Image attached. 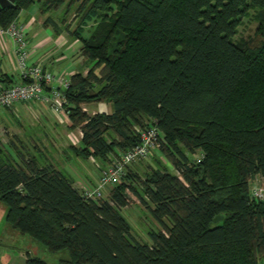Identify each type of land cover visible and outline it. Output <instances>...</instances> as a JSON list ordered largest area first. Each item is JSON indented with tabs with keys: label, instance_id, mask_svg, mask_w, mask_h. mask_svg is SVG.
<instances>
[{
	"label": "trees",
	"instance_id": "trees-1",
	"mask_svg": "<svg viewBox=\"0 0 264 264\" xmlns=\"http://www.w3.org/2000/svg\"><path fill=\"white\" fill-rule=\"evenodd\" d=\"M34 5L51 14L44 26L55 36L81 42L91 64L64 92L69 130L82 134L69 150L107 167L150 126L162 145L142 173L128 167L106 198L91 200L22 140L0 138L10 228L65 251V264H259L264 201L249 193L264 178V0H16L0 11V29ZM247 17L258 23L255 41L235 39ZM90 104L112 112L88 115ZM129 193L160 226L149 243L121 215ZM27 264L46 263L28 256Z\"/></svg>",
	"mask_w": 264,
	"mask_h": 264
},
{
	"label": "rangeland",
	"instance_id": "rangeland-1",
	"mask_svg": "<svg viewBox=\"0 0 264 264\" xmlns=\"http://www.w3.org/2000/svg\"><path fill=\"white\" fill-rule=\"evenodd\" d=\"M32 10L38 11V6L34 5L27 11ZM40 16L42 21H44L46 17L51 16V14H48L47 16H42L39 14L38 17ZM59 16L60 15L52 17L57 20ZM69 21H71L72 23L71 29L73 30L76 26V20L75 18H73V15L70 16ZM91 24L92 23H88L85 26V31L83 33L84 36H87L90 32ZM257 27V21L253 20L250 17L244 18L242 20L241 26H239L238 28V33L235 39L255 41L257 39ZM63 34L64 35L62 38H60L59 40L57 39V45L59 44L61 46L64 45L66 41L69 42L73 40L67 33ZM80 48L81 42L78 41L75 44L73 53L69 52L65 54L68 60L60 62L57 68L54 67L51 70L52 75L56 78L65 76V78L69 80L71 72L73 70H76V68H81V62L75 61L73 63V60L71 59L74 56L73 54H78ZM82 63L86 64V66L88 67L91 66L90 63ZM50 65L51 61L47 63L48 67ZM18 80L19 79L15 77V81L18 82ZM56 85L57 84L55 83V86ZM31 106L32 105H30V107ZM88 106L89 110L91 111L93 109H100L102 107H105V104H91ZM14 107L21 113L25 111V108L21 106V104H16ZM43 108L47 117H50V115L53 117L55 116L53 112L46 109L44 106ZM12 109H6L0 112V138L2 139L4 144H8V142L12 139L14 141H17L16 139L22 140L32 155H35L37 157L41 155V157L45 159L46 162L52 164L57 169L69 175L71 178H73V180L76 181H83L87 175L95 176L98 174V172H100L99 169L104 168L102 162H100L99 160H84L80 157L75 156L73 152L69 150V146L72 144L78 146L77 139L79 138V130L70 131L66 127H62L60 129V132L58 133L57 131H54V133H52L51 129H47L48 134H45L44 132H46V130L44 126L40 125L42 123V120L38 118L40 116L35 107L30 110L32 114H29L28 112V115L30 117L27 120L25 119L26 116L23 115L24 117H21L18 113L13 112ZM19 119L22 120V123H24V125H21L22 128L20 127ZM34 147H36V149ZM197 158L198 155L195 156V159ZM159 160L161 163H163V165H166V162H164L163 159L159 158ZM150 163L151 158L149 156L147 159L139 161L131 167L133 169L139 170V173H142V171L145 170ZM169 170L171 173H174L172 168H169ZM111 188L112 187L108 188L104 192L103 198L107 197L108 192ZM128 195L130 198V203L127 207L121 210V215L130 225L131 232L134 237L139 242L149 243V232L158 231L160 229V226L153 218L152 213L147 207L143 206L139 202V200L131 193H129ZM6 212L7 208L0 202V264H27L28 256H30L31 258L41 259L46 264H65V261L68 260V255L65 251L54 254L50 253L44 246H42L40 243L33 240L29 236L21 235L17 231L13 230L5 221ZM259 264H264V259H260Z\"/></svg>",
	"mask_w": 264,
	"mask_h": 264
},
{
	"label": "built area",
	"instance_id": "built-area-1",
	"mask_svg": "<svg viewBox=\"0 0 264 264\" xmlns=\"http://www.w3.org/2000/svg\"><path fill=\"white\" fill-rule=\"evenodd\" d=\"M17 19L6 30L0 29V33L7 36L13 45L21 82L13 83L8 87H0V112L12 109L16 104L40 103L55 115L67 118L65 110L67 100L64 92L69 87V80L65 76L56 78L46 71L42 64L29 62L28 30L26 26L17 22ZM52 83L57 85L52 88ZM138 134L140 140L138 145L113 157L107 167L100 169V176L94 188L81 190L85 199L103 198L108 188L122 181L128 167L158 152L162 140L155 126L138 129ZM79 136H82L80 131ZM257 180L256 177L251 183L250 199L264 201V184L258 183Z\"/></svg>",
	"mask_w": 264,
	"mask_h": 264
},
{
	"label": "crops",
	"instance_id": "crops-1",
	"mask_svg": "<svg viewBox=\"0 0 264 264\" xmlns=\"http://www.w3.org/2000/svg\"><path fill=\"white\" fill-rule=\"evenodd\" d=\"M36 15L39 16V12L37 10H32V11H27V12L23 11L20 13L17 19V22L26 26L28 30L29 45H28L27 50L29 54V59H28L29 62L33 64H36V63L42 64L44 69L52 74L51 70L54 67L57 68L60 62L64 60H68L65 54L69 52L73 53L75 44L78 41L77 40H72L69 42L66 41L64 45H61V46L59 44L57 45L58 40L62 38L64 35L63 33H66V32L61 33L59 36H55L52 28L45 27L44 21H42L41 16L38 17ZM73 55H72L73 57L71 58L73 60L72 62L73 63L75 61L81 62L80 63L81 68H76V70H73L71 72V76L77 73H82L83 75H85L88 71V66H86V64H83L82 62H87V60L83 56H81L80 49L78 51V54L76 55L73 54ZM50 61H51V65L48 67L47 63ZM2 75H5L6 77L1 78L0 87H4V85L7 83L6 82L7 77H10L11 79H13L14 80L13 83L21 82L19 71L17 69L16 57L13 51V45L7 36L1 35L0 33V77ZM15 77L19 79L18 82L15 81ZM51 87L52 88L55 87V83H52ZM30 105L32 106L30 107ZM30 105L21 104V106L25 108V111H23V113L19 112V110L15 109V107L12 110L13 112L18 113L21 117L26 116L25 119L27 120L30 117L28 115V112L29 114H32L30 110L33 107H35V109L38 111L39 116H40L38 118L42 120L41 121L42 123L40 125L44 126L46 130V132H44L45 134H48L47 129H51L52 133H54V131L55 132L57 131V133L60 132V129L62 127H66L67 129H69L70 121L68 117L64 118L58 115H55L54 117L50 115V117H47L42 104L33 103ZM88 107H89L88 105L82 107V110L86 112L88 115H94L97 113L110 114L112 112L111 106L108 104H105V107H102L100 109H93L91 111L89 110ZM19 122H20V127L21 125H24V123H22V120H20ZM16 125H17V121H16ZM80 140H81V136H79V138L77 139L78 145L80 144ZM70 146H75V145L72 144ZM99 176H100V172H98V174L95 176L87 175L83 181L74 180L75 186L80 190L92 189L96 186ZM257 179H258L257 180L258 183L264 184V178L257 177Z\"/></svg>",
	"mask_w": 264,
	"mask_h": 264
},
{
	"label": "water",
	"instance_id": "water-1",
	"mask_svg": "<svg viewBox=\"0 0 264 264\" xmlns=\"http://www.w3.org/2000/svg\"><path fill=\"white\" fill-rule=\"evenodd\" d=\"M16 0H0V11L2 9H5L9 6H12L14 3H15ZM222 219V216H219V217H215L213 219V223H217L219 222L220 220Z\"/></svg>",
	"mask_w": 264,
	"mask_h": 264
}]
</instances>
